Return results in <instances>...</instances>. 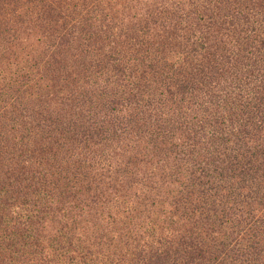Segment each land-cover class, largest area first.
<instances>
[{"label": "trees", "instance_id": "obj_1", "mask_svg": "<svg viewBox=\"0 0 264 264\" xmlns=\"http://www.w3.org/2000/svg\"><path fill=\"white\" fill-rule=\"evenodd\" d=\"M0 264H264V0H0Z\"/></svg>", "mask_w": 264, "mask_h": 264}]
</instances>
